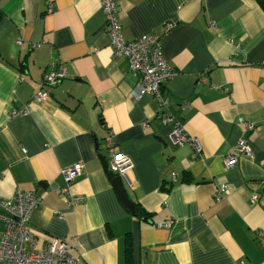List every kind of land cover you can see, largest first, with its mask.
Instances as JSON below:
<instances>
[{"label":"crops","instance_id":"0c3cea01","mask_svg":"<svg viewBox=\"0 0 264 264\" xmlns=\"http://www.w3.org/2000/svg\"><path fill=\"white\" fill-rule=\"evenodd\" d=\"M115 1L126 40L163 33L177 72L162 85L166 106L133 97L140 78L114 55L100 0L0 1V199L33 192L37 248L65 241L81 264H264V12L255 0ZM48 65L66 75L34 101ZM24 106L26 115H10ZM159 112L199 140L200 158L173 141ZM240 119L254 125L251 154L225 169ZM109 136L133 163L122 183L147 218L122 203L104 169ZM76 163L70 191L83 200L68 206L52 187ZM6 216L0 205V235Z\"/></svg>","mask_w":264,"mask_h":264},{"label":"built area","instance_id":"2783aa9c","mask_svg":"<svg viewBox=\"0 0 264 264\" xmlns=\"http://www.w3.org/2000/svg\"><path fill=\"white\" fill-rule=\"evenodd\" d=\"M101 9L105 17V31L110 37V43L114 55L122 57L128 64L129 72L140 78L132 91L134 98L139 99L143 95L154 98L159 105L166 106L167 101L161 96L162 85L172 79L176 74L162 54L163 33L145 34L133 40H126L121 33L119 22L120 6L115 0H100ZM174 23H166L163 31L174 28ZM66 72L55 65H48L42 74L40 89L33 96L34 101L45 99L51 86L63 78ZM28 113V107L10 112L12 117L24 116ZM162 125L172 124V139L177 145H187L191 149L193 159L202 156V146L196 137L186 133L183 126L170 115L158 114ZM245 127V132L240 137L231 151L223 157L225 169H231L239 156L250 155L251 149L245 134L254 129V125L240 119ZM147 127V122L143 124ZM105 151L108 156V169L114 176L126 177L133 168L131 159L121 153H116L112 147L111 136L104 140ZM82 164L76 163L61 170L64 181L63 187H52L56 194L64 195L68 206L80 203L83 198L73 195L70 186L82 173ZM175 181V174L170 176ZM226 185H219L214 194L218 200L227 194ZM40 199L33 192L17 190L10 199H0V205L7 212L4 217V231L0 235V264H81L78 258L69 253V245L62 240L53 239L37 248V239L28 230L30 217L40 206ZM170 222L162 226L169 227Z\"/></svg>","mask_w":264,"mask_h":264},{"label":"water","instance_id":"95a60500","mask_svg":"<svg viewBox=\"0 0 264 264\" xmlns=\"http://www.w3.org/2000/svg\"><path fill=\"white\" fill-rule=\"evenodd\" d=\"M100 160L102 161V164L104 166V169L107 170V163L106 161L100 157ZM110 176V175H109ZM112 184L114 186V189L119 197V199L122 201V203L131 211H134V205L130 200L128 199L127 193L124 189L123 183H122V177L114 176L112 178Z\"/></svg>","mask_w":264,"mask_h":264},{"label":"trees","instance_id":"16d2710c","mask_svg":"<svg viewBox=\"0 0 264 264\" xmlns=\"http://www.w3.org/2000/svg\"><path fill=\"white\" fill-rule=\"evenodd\" d=\"M1 1V0H0ZM260 9L264 12V0H255ZM3 18V13L0 9V20ZM137 218H147L150 216V213H147L144 209H142L138 204H135L134 211L131 212ZM126 247V253H127ZM128 260V255H126V261Z\"/></svg>","mask_w":264,"mask_h":264},{"label":"bare ground","instance_id":"6f19581e","mask_svg":"<svg viewBox=\"0 0 264 264\" xmlns=\"http://www.w3.org/2000/svg\"><path fill=\"white\" fill-rule=\"evenodd\" d=\"M107 167H108V164H107Z\"/></svg>","mask_w":264,"mask_h":264}]
</instances>
